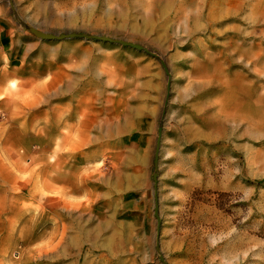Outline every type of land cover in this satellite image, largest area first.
I'll return each mask as SVG.
<instances>
[{"label": "rangeland", "instance_id": "374dc122", "mask_svg": "<svg viewBox=\"0 0 264 264\" xmlns=\"http://www.w3.org/2000/svg\"><path fill=\"white\" fill-rule=\"evenodd\" d=\"M0 21L22 50L0 49V264H264V0H0Z\"/></svg>", "mask_w": 264, "mask_h": 264}, {"label": "water", "instance_id": "95a60500", "mask_svg": "<svg viewBox=\"0 0 264 264\" xmlns=\"http://www.w3.org/2000/svg\"><path fill=\"white\" fill-rule=\"evenodd\" d=\"M25 29L31 35H33L35 38L40 39V40H44V41H64V40H69V39H83V40H87V41H102V42H107L110 44L121 45L123 47H130V48L136 49L137 51L144 52L148 55H151V56L159 59L158 56H156L152 52L146 50L141 45L130 43V42L123 41V40L111 39V38L106 37V36H94V35H87V34H83V33H66V34L55 35V34H51V33H44V32H41V31L35 29V28L28 27V26H25ZM159 61L162 65V67L164 69H166L163 60L159 59ZM159 148H160V132H159V138H158L156 149H155V159H154L155 169L157 168ZM155 176H156V173L154 174V179H155ZM154 215L156 217L158 216V205L157 204H155ZM157 242H158V236H157ZM157 250H158V247H157ZM160 260L163 261V258L161 256H160Z\"/></svg>", "mask_w": 264, "mask_h": 264}, {"label": "crops", "instance_id": "0c3cea01", "mask_svg": "<svg viewBox=\"0 0 264 264\" xmlns=\"http://www.w3.org/2000/svg\"><path fill=\"white\" fill-rule=\"evenodd\" d=\"M11 32L12 30H9V27L6 26L2 21H0V49H4L5 51V56H11L13 55L14 57L20 58L21 56V49H17L18 44L16 43V40L11 39ZM27 40L31 37H25ZM59 72H60V80L62 79V73L63 70L61 68V64L59 63ZM91 84L88 83H83L82 86L80 87L75 86L74 91H87V87H89ZM66 91H73L72 88H66ZM147 205H146V210H147Z\"/></svg>", "mask_w": 264, "mask_h": 264}]
</instances>
